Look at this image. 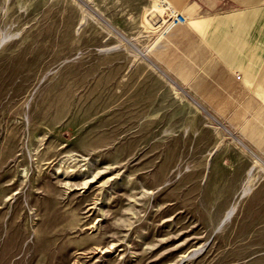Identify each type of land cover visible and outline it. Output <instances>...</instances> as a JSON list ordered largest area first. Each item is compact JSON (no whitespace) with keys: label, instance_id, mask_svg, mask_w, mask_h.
Wrapping results in <instances>:
<instances>
[{"label":"rangeland","instance_id":"rangeland-1","mask_svg":"<svg viewBox=\"0 0 264 264\" xmlns=\"http://www.w3.org/2000/svg\"><path fill=\"white\" fill-rule=\"evenodd\" d=\"M164 2L0 0V264H264V66L186 92Z\"/></svg>","mask_w":264,"mask_h":264},{"label":"crops","instance_id":"crops-1","mask_svg":"<svg viewBox=\"0 0 264 264\" xmlns=\"http://www.w3.org/2000/svg\"><path fill=\"white\" fill-rule=\"evenodd\" d=\"M172 1L190 20L168 35L169 50H182L180 60L173 57L169 63L174 81L210 106V98L235 100L242 106L255 98L253 88L262 98L257 81L264 66V0Z\"/></svg>","mask_w":264,"mask_h":264},{"label":"built area","instance_id":"built-area-1","mask_svg":"<svg viewBox=\"0 0 264 264\" xmlns=\"http://www.w3.org/2000/svg\"><path fill=\"white\" fill-rule=\"evenodd\" d=\"M154 14L158 20L148 19V23L155 29L163 27L167 22H174L176 26L187 23V17L166 2L162 3L159 10L154 11ZM235 77L239 81L242 79V76L238 73Z\"/></svg>","mask_w":264,"mask_h":264},{"label":"bare ground","instance_id":"bare-ground-1","mask_svg":"<svg viewBox=\"0 0 264 264\" xmlns=\"http://www.w3.org/2000/svg\"><path fill=\"white\" fill-rule=\"evenodd\" d=\"M174 23V22H173Z\"/></svg>","mask_w":264,"mask_h":264}]
</instances>
